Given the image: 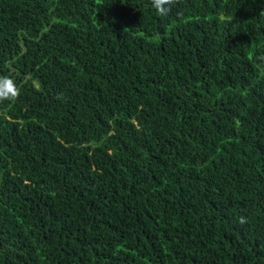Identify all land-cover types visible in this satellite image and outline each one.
Segmentation results:
<instances>
[{
	"label": "trees",
	"instance_id": "trees-1",
	"mask_svg": "<svg viewBox=\"0 0 264 264\" xmlns=\"http://www.w3.org/2000/svg\"><path fill=\"white\" fill-rule=\"evenodd\" d=\"M261 57L264 0H0V264H264Z\"/></svg>",
	"mask_w": 264,
	"mask_h": 264
},
{
	"label": "clouds",
	"instance_id": "clouds-1",
	"mask_svg": "<svg viewBox=\"0 0 264 264\" xmlns=\"http://www.w3.org/2000/svg\"><path fill=\"white\" fill-rule=\"evenodd\" d=\"M179 0H150L151 7L156 14L161 17H167L172 11V6L177 4ZM264 59V57H261ZM21 94V88L13 78L6 75H0V102L15 101ZM238 222L241 225L247 224L248 218L244 215L239 216Z\"/></svg>",
	"mask_w": 264,
	"mask_h": 264
}]
</instances>
